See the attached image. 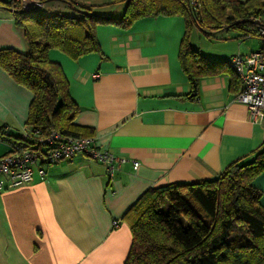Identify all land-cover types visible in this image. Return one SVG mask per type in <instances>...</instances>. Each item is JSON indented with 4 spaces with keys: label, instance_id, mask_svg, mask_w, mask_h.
I'll list each match as a JSON object with an SVG mask.
<instances>
[{
    "label": "crops",
    "instance_id": "obj_1",
    "mask_svg": "<svg viewBox=\"0 0 264 264\" xmlns=\"http://www.w3.org/2000/svg\"><path fill=\"white\" fill-rule=\"evenodd\" d=\"M72 1L109 17L125 11L111 0ZM49 3L54 12L70 10L64 2ZM187 32L182 16L143 18L129 29L98 26L101 54L73 60L51 50L79 107L74 124L80 137L95 138L101 150L126 162L111 176L103 164L77 155L44 166V176L36 170L30 184L1 192L0 264H125L133 237L124 218L147 191L213 180L232 164L251 161L264 146V120L236 102L242 85H233L231 72L191 87L179 61ZM188 42L210 61L227 63L264 46L261 38L234 29L210 35L195 26ZM3 49L29 48L12 12L0 3ZM32 100L0 67V128L22 135ZM10 147L0 139V158ZM253 186L264 206V172Z\"/></svg>",
    "mask_w": 264,
    "mask_h": 264
},
{
    "label": "trees",
    "instance_id": "obj_2",
    "mask_svg": "<svg viewBox=\"0 0 264 264\" xmlns=\"http://www.w3.org/2000/svg\"><path fill=\"white\" fill-rule=\"evenodd\" d=\"M34 1H61L72 13H45L39 7L24 9L0 0L12 12L29 48L27 53L0 50V67L33 94L27 127L44 135L56 131L83 136L74 124L80 110L71 98L69 81L62 67L51 61L50 52L59 50L73 60L101 54L98 26L129 29L143 18L184 17L188 32L179 61L194 90L201 78L225 71L233 74V85L242 84L230 62L210 61L191 47L192 26L210 35L234 29L244 37L259 38L264 27V0H111L125 5L120 17L97 14L72 0ZM0 139L26 145L22 135L14 137L7 128H0ZM263 172L264 146L251 161L236 162L213 180L147 191L124 218L133 237L125 264H264V206L261 191L253 186Z\"/></svg>",
    "mask_w": 264,
    "mask_h": 264
},
{
    "label": "built area",
    "instance_id": "obj_3",
    "mask_svg": "<svg viewBox=\"0 0 264 264\" xmlns=\"http://www.w3.org/2000/svg\"><path fill=\"white\" fill-rule=\"evenodd\" d=\"M6 1L14 2L24 9L40 6L34 0ZM260 36L264 39V27L260 28ZM230 64L243 86L236 102L247 106L256 120H264V53L258 51L249 55L237 54ZM22 137L26 142L25 146L11 144L9 153L0 158V193L30 184L36 170L44 176V166L72 161L77 155H84L103 164L111 176L126 162L101 150L93 137L63 136L56 131L44 135L39 130L29 128ZM139 165L135 162L134 168L137 169ZM1 178H6L8 184ZM114 225L118 227L119 222Z\"/></svg>",
    "mask_w": 264,
    "mask_h": 264
},
{
    "label": "rangeland",
    "instance_id": "obj_4",
    "mask_svg": "<svg viewBox=\"0 0 264 264\" xmlns=\"http://www.w3.org/2000/svg\"><path fill=\"white\" fill-rule=\"evenodd\" d=\"M53 7H54L53 4L48 3V4H46L45 7L40 8V10H42L45 13H54V10H50ZM66 11H68L67 13H70L72 10L67 9Z\"/></svg>",
    "mask_w": 264,
    "mask_h": 264
},
{
    "label": "water",
    "instance_id": "obj_5",
    "mask_svg": "<svg viewBox=\"0 0 264 264\" xmlns=\"http://www.w3.org/2000/svg\"><path fill=\"white\" fill-rule=\"evenodd\" d=\"M39 5H40L39 7L41 8L44 4H39ZM76 11L83 13V11H81V10H79V9H77V8H76ZM84 13H85V12H84Z\"/></svg>",
    "mask_w": 264,
    "mask_h": 264
}]
</instances>
